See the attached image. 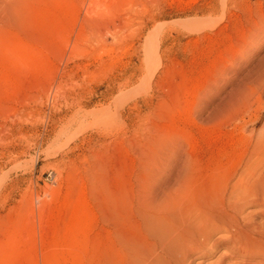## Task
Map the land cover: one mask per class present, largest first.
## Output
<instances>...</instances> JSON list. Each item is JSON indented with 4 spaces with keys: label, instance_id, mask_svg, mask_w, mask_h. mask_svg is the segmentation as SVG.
Returning <instances> with one entry per match:
<instances>
[{
    "label": "rangeland",
    "instance_id": "obj_1",
    "mask_svg": "<svg viewBox=\"0 0 264 264\" xmlns=\"http://www.w3.org/2000/svg\"><path fill=\"white\" fill-rule=\"evenodd\" d=\"M263 82L264 0H0V264L102 259L107 194L220 195ZM226 248L186 264L264 263Z\"/></svg>",
    "mask_w": 264,
    "mask_h": 264
},
{
    "label": "bare ground",
    "instance_id": "obj_2",
    "mask_svg": "<svg viewBox=\"0 0 264 264\" xmlns=\"http://www.w3.org/2000/svg\"><path fill=\"white\" fill-rule=\"evenodd\" d=\"M261 102L255 120L241 125L252 136V144L220 195L201 190L189 194L186 183L131 212L127 204L115 206L114 194H107L111 214L107 222L114 229L130 224L129 232L108 230L113 239L100 246L104 259L90 258L86 264H186L193 255L203 256L222 244L252 259L264 256V223L257 220L264 216V94ZM222 233L231 234L230 238L223 239ZM199 250L204 254L197 255ZM225 256L228 253L221 258ZM240 264L264 263L243 260Z\"/></svg>",
    "mask_w": 264,
    "mask_h": 264
}]
</instances>
